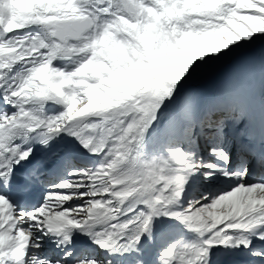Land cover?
I'll list each match as a JSON object with an SVG mask.
<instances>
[{"label": "snow or ice", "instance_id": "snow-or-ice-1", "mask_svg": "<svg viewBox=\"0 0 264 264\" xmlns=\"http://www.w3.org/2000/svg\"><path fill=\"white\" fill-rule=\"evenodd\" d=\"M0 264H264V0H0Z\"/></svg>", "mask_w": 264, "mask_h": 264}]
</instances>
